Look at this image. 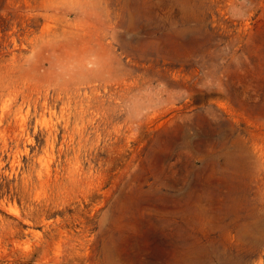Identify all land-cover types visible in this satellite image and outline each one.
<instances>
[{
    "label": "rangeland",
    "instance_id": "1",
    "mask_svg": "<svg viewBox=\"0 0 264 264\" xmlns=\"http://www.w3.org/2000/svg\"><path fill=\"white\" fill-rule=\"evenodd\" d=\"M0 264H264V0H0Z\"/></svg>",
    "mask_w": 264,
    "mask_h": 264
}]
</instances>
